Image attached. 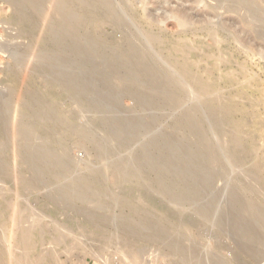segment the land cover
<instances>
[{"label":"bare ground","instance_id":"obj_1","mask_svg":"<svg viewBox=\"0 0 264 264\" xmlns=\"http://www.w3.org/2000/svg\"><path fill=\"white\" fill-rule=\"evenodd\" d=\"M0 1L4 2L6 4H10V5H14L15 2L17 4V5L15 4V6L13 8L14 15L12 16V18L3 22L4 24L6 23V25L9 28L14 29L15 27H17L15 25H17L19 23L23 24L24 22H28V25L26 27H24V28L22 27V29L20 28L19 32H16L15 34H12V33H11V35L9 34V37H8V43L9 44H13V43L16 44L15 42H19V41L21 42L20 43L21 44V50H19L20 52L19 51L17 52L16 49L15 50L17 53L13 52L14 55L16 54V57H15L16 59L22 58V59L26 60L28 54H30L32 52L44 53V54L54 56L55 58L60 60V62L62 63V65L65 68V71L63 73L64 74L66 73L65 76H68V80H69L68 85H67L68 80H67V78H65L64 75H63L64 78L67 80L66 84H65V79L63 77H62L63 79L61 80L65 84V86L66 85H67V87L69 86L68 88L72 89L73 91H75L79 94H82V95L84 94L83 97L87 98L86 104H89L90 106H92L93 109L99 108V107H104V108H107L108 111L109 110H111V111L112 110H115V111L118 110L119 113L121 114L122 119H120L118 116L119 120H117V119L116 120H114V119L108 120L107 121L108 123L105 126L103 125V123L101 124L98 121L93 120L94 122H92L89 119L91 117L88 118L91 121V122H89L90 125L87 124L88 126L86 127L85 126L86 124L85 125L83 124L85 122H82V124L85 127L83 125H82L83 128H82V126L79 127V128H81V129H78L80 131H78L76 129L77 126H79V125H76L75 129L78 131V133H80L83 136L84 139H88V138L91 139V137L94 138V136H98L97 134H99V133L104 134V136L102 134H100L103 136V139L100 140V142H99L100 144L98 143L99 144L98 149L101 150V152H102L100 159L103 163L104 162L105 163L103 164L101 162L103 167L101 168V166H100V169L94 170L92 168L93 171L88 172L89 175L84 174V175H87V177H85V178L83 177V174L81 176V177H83L82 179L77 180V177H76V181H74L72 186H70L73 190V193L72 194L67 193L68 195L65 196L66 199L62 198L63 199L62 203H63L64 208L66 207L67 208L66 210H70L72 208L71 207L72 204L74 202H78V203H81L84 205H88L87 208L93 207L95 209H105L106 212L108 213L106 215L107 216L106 218L109 222H106L102 218L103 219V220L101 219L103 221L102 223L106 222V224L107 223L110 224V222L112 221L115 224V223H119L118 219H116V217L114 215H112L113 214L112 211L114 212V210H115L114 209L115 205H116L115 203H119L118 201H120V203H121V201H122V204L125 203L128 205H133V207H134V213L133 214L135 216L141 215L142 218H140L138 216L140 219H138V220L135 219L134 222H132L133 224L130 223V224H132L131 227L126 225V227H129V228H126L125 226L122 225L123 226L122 228H124L125 230H128V232H129L128 235L130 234L131 236L136 237V238L140 237V238H138L140 240H141V237H144V236L159 239L160 241L163 242L162 245L164 246V248L166 250V255H168V257H171L170 259H175L177 264H185L184 261L188 262L189 258L187 259L185 257V255L187 256L188 254H185V252H186V248L189 249V246H190V244H188V241H186L189 238L188 237L189 233L187 234V232L184 231L185 229L183 228L184 227L183 225H184V223H186V219L188 218V213L186 211H183V209H184L183 203L184 202L182 200H177V199L175 201V199L173 198L174 195L172 196L170 194V192L177 194L178 192H180V190L182 191V189H183V191H186L184 189H189L191 194L193 193V194L197 195L199 198H203L204 196L207 195V199H208V196L209 197L213 196V190H215L214 187L220 186L221 180L224 177V172L226 170L231 171V168L236 169V167H238V168L243 167L246 164L247 160L251 159L250 157L251 156L253 157V155H252L251 151L245 152V150H247V149H245V146H244L245 137L243 135L244 134L243 127L238 126V125L232 127V126H230L231 124H229L230 120H228V119L227 120H225V119L221 120L218 118V113L221 112L222 110H225L226 108L229 110H233L234 105L237 104L236 101H235V104L233 106H232V104L223 105V103H222L223 96L221 94H219L218 92L215 93V91L213 93L215 95L218 94L219 97H213V96L210 98L203 97L206 94H210V92H212L211 91L212 88L209 90L207 89L205 91L201 88L202 91H204L203 92L204 95L200 94L201 92L200 93L198 92L199 89H198V91H197V89H195V85L200 84L199 81L201 80V79L199 80V77L196 73V69L197 68L199 69L200 67L197 66V63H192V62L190 63L189 62L191 53L188 50V47H185L184 45H179V44L175 45V44L169 43L170 41L167 42L164 39H162L159 34L154 32V30L153 31H145V29L142 30L143 28L141 29L140 25L137 24L138 22L135 21V16H133L134 11L132 10V6H131L132 4H130V3H134L136 1H139V4L141 3V5H142L140 9L142 11H144V13H147L149 11L148 19L153 16L152 18L154 20L159 19L160 17L165 18V20H167V18H168L167 16L169 14V15H171L170 17H172L173 19L176 20V23L179 26L185 27V26L191 24V22H192L191 20H193L192 15H193L194 11L192 12V15H191L190 11H191V9L195 8V7L190 8V6L188 8L187 4L195 6V4H197L198 2L204 1V0H177L179 2L177 8H172L171 6L169 7V5L167 6V4H169L170 1H172V0H153L151 2L152 6H153L152 9H150L148 7L149 3H146L145 0H126V1H123V0H20L19 3H17V1H19V0H0ZM51 1H53L54 6H53L52 10L47 11V6H49L48 4ZM211 1L209 0V2H211ZM215 1H219V2L221 1L220 3L218 2L219 4H217V5H219L220 8H225V9L228 8L229 10L232 8V6H230L231 3H233V6H235L236 4H241V7L240 6L239 7H240V9H242V11L243 10L245 11L244 12L245 16H252V17L256 18L257 21L260 22L261 27L258 28L256 26L258 28V30L257 29H256L257 31L255 30V32H257V35L260 37L264 36V27L262 26L264 24L263 23L264 22V20H263L264 14L262 15V12L260 11L261 9L259 10L258 7H256L255 0H215ZM206 3H207V0H206ZM212 3H214V1ZM207 8L208 7H206V9ZM159 9L162 10V14H160V15H157V13L155 14V12L158 11ZM229 10H227V11H229ZM230 11H229V13H230ZM218 12H221V11H218ZM225 12H226V10H225ZM236 12H237V10H236ZM196 13H197V9H196ZM202 13H203V11H202ZM232 13H233V11H232ZM194 14H195V12H194ZM165 15L167 18L165 17ZM213 15L214 14L212 12V16ZM242 16H243V14H242ZM239 17H238V19H240ZM56 18H58V20ZM169 19H171V18H169ZM44 20H46L45 22H48V24L46 23L47 25L45 24V28L43 27L44 28L43 29L42 24H43ZM204 20L205 19L203 17V21ZM245 20H248V19H246V17H245ZM157 21L159 22V20H157ZM249 21L252 22L251 20H249ZM148 22H150V21H148ZM204 22H206V21H204ZM107 23H111L112 24L111 28L114 29L117 33H121V37L123 36L121 40L116 39L112 35H111V37L108 35L109 36L108 37L107 34H105V32H103L102 28L104 26H106ZM245 24H247V23H245ZM257 25H258V22H257ZM18 28L17 29L15 28V29L18 30ZM231 29H232V27H231ZM190 30L192 31V27ZM78 32H81L83 34V36H79L77 34ZM215 32L217 33V31H215ZM228 34H230V33H228ZM206 35H205V37H206ZM182 36H180V37H182ZM36 38H37V41L39 38V42H38V47L36 49H34L36 46L33 48L32 46H30L32 44L29 45L26 42L28 40L30 41V40L36 39ZM218 40L219 39H217V42H218ZM200 43H202V42H200ZM0 44H3V43L1 42ZM10 48H12V47H10ZM129 48H132L131 52H130ZM196 48H199V47L196 46ZM8 51L10 52V49ZM198 51H200V50H198ZM88 52H91V54H93V58H96V59H93L92 56L89 55L90 53L88 54ZM207 53H208V51H207ZM216 53H217V51H216ZM209 55H213V54H209ZM221 59L222 58H220L219 61H221ZM135 63L137 64L136 67L134 65ZM198 63H199V60H198ZM96 74H98L99 77H97ZM59 76H62V75H59ZM105 76L109 77V79L104 80ZM107 77H106V79H107ZM53 78H54V80L56 79L55 76ZM53 78H52V80H53ZM58 79L59 78L57 77V80ZM54 80H53V82H54ZM46 81L48 83L49 80L47 79V80H45V82ZM50 81H51V78H50ZM50 81H49V83H50ZM59 81H60V79H59ZM70 81H71V83H70ZM51 83H52V81H51ZM52 84H54V83H52ZM49 86L51 87V84ZM201 86H202V83H201ZM8 87L9 86H5V89H6L5 97H4V95L2 97L3 99H6V100L4 101L1 98L2 99L1 102L4 105V111H0V178H2V179H0V185L1 184L4 185V186H0V264H7L6 257L9 259L8 264H31L32 262L33 263L38 262L40 260L39 257H38V261H36L37 258H35V260H31V259L26 260V258L29 257V254H32L33 252H35L37 250V248H38L37 242L38 241H36V239L39 236L38 234L41 235L44 232V230L46 231V229H44V223H43V226H41L42 224L40 225L39 224L40 222L37 219H36L37 221L32 220L33 222L31 221L29 223V225L26 222L28 225V226H26L25 220L22 217H20V218L17 217V220L16 221L14 220L17 224V227L14 225L16 228L14 230H12V229L9 230V228H8L9 227L8 226V218H9L8 217V213H9L8 209L11 207L13 200H12V196L8 195V184L12 185L13 181L16 178L15 177L10 178V176H8V170H10V167H8V166L10 164H15V165L17 164L18 166L21 167L24 165L25 159H27V161L30 163L29 166L34 167L37 171L34 173H31L30 179H24L22 177V178H19L20 180L19 179H16V180L21 182V187L19 188L20 191L24 192V191L30 190V192H32L31 190H36L38 188L43 187L45 185L44 183L47 184V182L49 180L45 181L44 177L46 175H49V178H52L53 181L56 179V178L52 177L53 175L51 174V173H54L53 170H55L54 169L55 165L62 164L66 168L65 170H67V172L65 171V173H71L72 170L75 172L78 169L76 167L77 169L74 170L75 166H78V164L80 162H78V164L76 165V163H74V161L71 159V157L69 155V148L67 146L68 140L64 141V139L69 136L68 133L64 132L65 131L64 127L67 126V124L64 126V122H63L64 119L61 122H59L57 120V118L59 117L58 113H57L58 111H55L54 109H47L49 107L46 108L45 105L40 103L41 101L38 102L35 100L34 101L32 100L33 102L29 103L27 105H20L17 100L18 99L22 100V98H23L22 93L21 94H19L18 92L13 93L14 91L12 93H10L9 92L10 89H8ZM58 87L63 88L62 84L60 86L54 84L50 90H52V89L57 90ZM206 87L204 85V88H206ZM129 88L131 89V91L134 90L133 92L137 91L141 95H143V98L141 97L142 100L136 99V101H137L136 106L139 107L140 110L141 109L144 110L145 114L150 115V118L153 120L154 125L158 124L162 120V118L157 117L158 114H157V116L153 115L152 112L155 111V109L157 110V108H160L161 111L164 110L163 112H165V111L166 112L167 111L172 112V110L180 109L178 107H180V105L182 106V104H184L188 108L187 111H185V112L181 111L182 113H180L179 120H177V118H174L176 120L174 122V126L172 127L171 132L162 131L160 133L159 137H157L156 142L148 141L144 146L141 147V149H139L135 152H132V150H131L132 149L131 144H132L133 138H136L138 136L141 137V135L144 133H149L152 129V124H148L146 122V120L141 119V118L133 115V112H136V111L131 110V112H130L131 117H129L127 115V113H125V111H123V109H124V108L122 109L123 104L121 107L122 100L127 98L128 99L127 101H129L128 95H129V97L131 95H133V94L127 93L128 90L126 91V89H129ZM29 89H30V87H29ZM36 89H37V87H36ZM30 90H32V89H30ZM39 91L40 90H38L37 92H39ZM62 91L63 90H61V92ZM65 91H68V89H66ZM95 91H98V93L94 97H92V95H89V93L90 94L95 93ZM218 91H219V89H218ZM28 92H29V90H28ZM35 92H36V90H35ZM43 92L45 93V90H43ZM70 93H72L71 90H70ZM70 93H68V94H70ZM32 94H34V92ZM58 94H60V91L58 92ZM87 94L89 95V97ZM40 95H41V93H40ZM65 95H67V94H65ZM220 95L222 96V98L220 97ZM29 96H31V95H29ZM52 96H54V95H52ZM73 96H75V95H73ZM134 96L135 95H133V97ZM33 97H31V98L33 99ZM75 97L74 98L69 97V98H72L73 100L69 99L67 101H70V102H67V103L70 104L71 106L72 105L75 106V104L77 103V100H81L79 98H77V100H76ZM240 97H242V96H240ZM41 100L43 102V99H41ZM55 100L56 99H54V101ZM133 100H134V98H133ZM229 100H230V98H229ZM115 101L120 102V104H119L120 108L117 107V105H115L116 104ZM232 101H234V100H232ZM132 102L134 103L135 100ZM57 103H60V102H57ZM134 104H133V106H134ZM50 105H51V102H50ZM50 105H48V106H50ZM53 105H51V106H53ZM78 105H80V104L78 103ZM89 105H88V107H89ZM184 105H183V107L185 108ZM56 106L59 107V105H56ZM80 106H77V108L79 107L78 109H80ZM82 106H84V103ZM84 109L85 108L83 107L82 111H84ZM61 110H62V107H61ZM100 110H102V108L99 109V112H100ZM74 111H76V110H74ZM79 111L81 112V110H79ZM94 111H96V110H94ZM80 112H79V117H81ZM146 112H148V113H146ZM159 112H160V110H159ZM66 113H68V112H66ZM96 113H93V114L95 115ZM139 113H141V112L139 111ZM71 114H73V113H71ZM81 114H83L82 116H84V113H81ZM105 114H103V115H105ZM134 114H136V113H134ZM97 115H99V114H97ZM100 115H102V114L100 113ZM107 115H108V112H107ZM140 115H142V113ZM169 115H170V112H169ZM200 115H204L205 121L203 119H201L203 121L200 120V117H199ZM62 116H64V115H62ZM109 116H110V113H109ZM70 117H69V119H70ZM74 117H77V120H78V115H75ZM93 117H95V116H93ZM105 117H107V116H105ZM111 117H112V115H111ZM176 117H179V116H176ZM145 119H146V117H145ZM86 120H87V118H86ZM165 120H167V119H165ZM80 121H82V120H80ZM100 121H101V119H100ZM67 122H68V120H67ZM71 123L74 124V121ZM79 123L80 122H78V124ZM68 125L71 126L70 123H68ZM60 128H63L64 131L62 130L63 132L62 131L60 132V130H61ZM70 131H71V129H70ZM72 132H74L73 129L70 133L72 134ZM10 134H12V139H11V142L13 143L12 146L10 145L11 143L9 144L10 145L9 146L8 144L5 143L6 141H4V140L8 139V137L9 138L11 137ZM62 134L64 136H62ZM70 137H72V136H70ZM77 137H79V136L77 135ZM94 139H96V138H94ZM79 141H82V140L79 139ZM97 141H99V140H97ZM134 141H136V140H134ZM64 142H66L67 145ZM92 142L94 143V140ZM93 145H95V144H93ZM58 147H60V148H58ZM96 147H97V145H96ZM158 147L161 148L159 150L160 151V157H157L158 155L153 157L154 155H151V154H153L152 150L154 148L158 149ZM93 149H95V148H93ZM178 153H180L181 156H178ZM139 156H141L147 160V162H145V159H144V162H145L144 166L141 165L142 163L139 164L141 166L138 165V163H139L138 157ZM166 157H168V160L165 159ZM182 161H185L186 164L182 165L181 164ZM133 163H134V165H136L135 168H132L130 166ZM87 164H89V166H90L91 162L86 163V161H85V164H84V166L82 165L83 166L82 168H84V167L86 168L87 166H85V165H87ZM24 166H26V165H24ZM91 167H92V165H91ZM59 168H58V171H59ZM72 168H74V169H72ZM147 168L150 169L151 171H153L154 173H159L160 178L157 177L158 179H155V178L151 179V177L147 174L142 175V172L144 171V169L147 170ZM88 169H90V168H88ZM262 170H263V166L260 163H256V165L253 167V169H251L249 171L245 170L246 172L243 170L244 171L243 173L240 171L241 174H243V176H244V177L241 176L243 178L238 177V176H237L238 178L236 176L235 177L237 178V181L239 179L238 182H240V185L243 186V187L241 186L243 189L244 188L249 189V188L254 187L255 182L258 183V185L260 183L264 182V175H263ZM20 171H21V169H20ZM27 171H28V167H27ZM73 171H72V173H74ZM55 172L57 173V171H55ZM232 172L233 171H231V173ZM65 173H63V174H65ZM84 173H86L85 170H84ZM65 175L67 176L68 174H65ZM70 175H72V174H70ZM117 175H121L122 178H120L119 180L117 179L118 181H116V183H115L116 186H114V185L113 186H105V184L100 182V181H99L100 183L98 186H94L95 182L94 183L92 182L94 185L91 186V185H88V183L91 184V182H89V181L86 182L89 179V177H92V180H93V177H96L99 180V179H104V178H107L110 176L116 177ZM139 175H142L140 177V179L145 181L147 186L142 185V189H139L136 191H129V193H127V192L123 193L124 192L123 184H125V183L130 184L133 180L132 178L133 177L136 178V176H139ZM74 176H73V178H74ZM77 176L80 177L79 175H77ZM230 176H228V177H230ZM8 177H9V179H8ZM49 178H47V179H49ZM67 178H68V176H67ZM69 178H72V177H69ZM5 179H6V181H5ZM231 180H233V179H231ZM62 181H64V180H62ZM65 181H66V179H65ZM67 181H68V179H67ZM228 181L229 180H227V182ZM174 182H179L182 184V186L180 185L181 186L180 187L179 185H175ZM223 182H225V181H223ZM250 182L251 183L254 182V185L250 186L251 185ZM67 183H69V182H67ZM18 184L20 185L19 182H18ZM50 184H51V181H50ZM235 184L237 185V183H235ZM69 185H71V184H69ZM236 185H234V186H236ZM238 185H239V183H238ZM258 185L255 188H257ZM138 186H140V185H138ZM234 186H233V188H234ZM17 187H19V186H17ZM229 187H231V186H229ZM43 188H41V189H43ZM60 188H62V187H60ZM63 188H66V187H63ZM262 188H263V186H262ZM218 190H219V188H217V192H216L217 196L216 197H218V194H219ZM260 190H261V188L259 189V191ZM17 191H18V189H17ZM233 191H234V189H233ZM236 191H238V190H235V192ZM259 191H258V193H259ZM33 192H35V191H33ZM53 192H54V190H53ZM163 192H164V194H163ZM165 192H169V195L172 196V198L174 200L172 199L173 201H171V199H170V201L168 202L167 197H166L167 193L165 195ZM51 193H52V191H51ZM236 193H238V192H236ZM236 193L235 194H234V192L229 193L228 197H230V202H228V203H230L229 204L230 208L225 207V208H223L222 211L219 208V211H218L219 214L215 212L216 215L214 216L212 214L208 215L206 213L207 210H211L213 207L216 206V204L213 203L214 202L213 199L210 198L211 202L210 201L208 202L209 204L207 205V208H206L207 210L201 212L199 215L198 214L191 215L190 217L192 219H196V221L194 222V227L200 228V229H201V227L204 229L203 226L208 227V225L212 222V220H213V222L215 220L216 221L215 223L218 225L213 223V225L210 226L211 230L215 228L218 231L222 228L223 231L225 229H227L226 231H228L229 230L228 227L232 226L231 229L234 228L235 231H233L231 229L230 230L233 232L237 231L239 234L238 235L239 237L237 239L238 248L241 251L246 250L245 252L247 254L251 255L252 257L253 256L256 257V259H255L256 262H260V261L263 262L261 260L262 255L258 251H255L249 245V243L246 242L248 239L246 241H245V239L246 238L251 239L252 233H253V232H251V230H253V228H255V227H257V229L260 231V233L262 235H264V210H260V209L255 208L256 202L254 204V202H251L252 200L250 201L251 202L250 204H248V205L244 204L243 206L240 205V207H239L237 205L238 199L240 197H242L243 195H246V194L241 193L243 195L240 194V196H239V194L237 195ZM53 196H54V194H53ZM53 196H52V198H53ZM214 196H215V193H214ZM138 197L141 198V201H142V199H144V201H142V203L138 204L136 202V199ZM257 197H256V199H257ZM199 198H197L198 201H200ZM244 198H245V196H244ZM64 199H65V201H64ZM61 200H60V203H61ZM137 200H139V199H137ZM185 200H186V198H185ZM214 200L216 201V199H214ZM201 202H203V201H201ZM204 202H205V200H204ZM160 203L166 209V212H167L166 218L175 220V222L174 221L173 222L176 224V225L173 224L175 226V227H173L175 229V231L174 230L170 231L168 229L169 231L168 232L166 231L167 233H165V234L163 231L162 235H164V236H161V233H159V232H162V231H160V228L163 225L160 227V224L158 222L159 218L156 219V215L159 212L157 206ZM216 203H217V201H216ZM58 204H59V201H58ZM58 204H57V206L60 205V204L59 205ZM74 206H75V204H74ZM76 206H78V205H76ZM116 206H118V205H116ZM189 206L190 205H187L186 207H189ZM12 208H11V210H12ZM60 208H61V206H60ZM64 208H63V211H64ZM80 208H81V206H80ZM80 208H79V210H80ZM122 208H124V207L122 206L120 209H122ZM20 209H22V208H20ZM95 209H94V211H95ZM216 209H218V208H216ZM227 209H231V210H229L231 213L228 212ZM11 210H10V212H11ZM75 211H77V209H75L73 212H75ZM94 211H90V212H88V214L86 211H82V212H85V213H83L84 215L86 214L89 216H93L92 218H94V215L96 212V211L95 212ZM190 211H192V210H190ZM21 212L23 213V211H21ZM24 212H25V210H24ZM77 212H76V215H78ZM82 212L79 211V213H81L80 214L81 216L83 215ZM101 212L99 211V214ZM166 212H163V213H166ZM213 212H214V210H213ZM18 213H19V211H18ZM22 213H20V214H22ZM246 213L250 214V216L254 220L253 221L254 223L251 222V224H254L253 225L254 227L248 228L246 226H243V224H242L243 219L242 218H244L245 216L243 217L242 215H244ZM20 214H18V215L20 216ZM31 214H32V212H31ZM33 214H35V213H33ZM114 214H115V212H114ZM118 214H116V215L118 216ZM122 214H123V211H122ZM103 215H104V212H103ZM123 215H121V216H123ZM134 215L129 216V219H130V217L134 218ZM150 215H153L152 217H155L157 222ZM126 216H128V214ZM34 217H36V216H34ZM86 217L87 216H85V218ZM95 217H97V215ZM123 217H125V216H123ZM27 218H29V217H27ZM92 218H90V219L92 220ZM31 219H33L32 215H31ZM119 219H122V218H119ZM129 219H127V220H129ZM160 219H162V217ZM34 220H35V218H34ZM227 220L229 223L227 224V227H226V223H227L226 221ZM26 221H28V220L26 219ZM29 221H30V218H29ZM221 221L224 222L222 224H225L224 228L219 227ZM88 222H90V220ZM161 222H163V221H161ZM48 223H50V222H48ZM52 223H55V222H52ZM125 223L128 224L129 222L127 223V221H126ZM171 223H170V225H171ZM56 224H58V223L56 222ZM248 224H250V223H248ZM173 225H171V227H170L171 229H172ZM47 226H48V224H47ZM57 226H59V225H57ZM57 226H55V227H57ZM81 226L83 227V225H81ZM48 227H46V228H48ZM57 228H59V227H57ZM186 228H188V227L186 226ZM207 229H209V227ZM52 230H54V229H52ZM194 230L195 229H193V231ZM222 230H220V233ZM57 231H55V232H57ZM69 231L67 233H69ZM212 231L215 232L216 230L215 231L212 230ZM60 232H62V231H60ZM70 232H73V231H70ZM189 232H190V230H189ZM199 232H201V230ZM209 232L205 233V234H209ZM45 233H43V234H45ZM51 233L49 231V234H51ZM194 233H196V232H194ZM224 233H225V231H224ZM201 234H204V233L202 232ZM217 234H218V232H217ZM218 235H220V234H218ZM60 236L61 235H59V238H60ZM43 237H44V235H43ZM72 237L73 236H71V238ZM102 237L104 238V236H102ZM105 237H106L105 241H112L114 239V237L110 236V235L109 236L105 235ZM200 237H201V235H200ZM213 237H215V236H213ZM10 238L12 240V244L10 242L9 244L11 246L10 245L8 246V239H10ZM44 238H42V239L44 240ZM98 238H100V236ZM136 238H135V240H136ZM258 238L256 240H258ZM80 239L78 241H80ZM250 239H249V241H250ZM143 240H144V238H143ZM152 240H150V241L152 243H154L155 241L153 240L154 241L153 242ZM147 241H149V240L147 239ZM251 241H252V239H251ZM252 242H254V241H252ZM44 243H46V242H44ZM141 243H139V244L141 245ZM189 243H190V241H189ZM203 243H204V241H203ZM64 244H65V242H64ZM82 244L85 247V244L84 243H82ZM129 244L130 243H128L127 245L130 246ZM157 244H158V242H157ZM160 244H158V245H160ZM195 244H193V245H195ZM255 244H257V243H255ZM260 244H261V242H260ZM124 245L126 246V244L121 243V247L119 248L120 253H121V255L124 256V258H125V256L130 255V257L133 258L137 264H150V262L146 263L144 261L145 258H143L142 255L145 254L144 253L145 251L141 249L142 247L141 248L139 247L140 249H137L135 247V249H134L133 248L134 246L131 245L132 248H130L131 247L130 246L127 249H125ZM202 245L201 246L199 245L201 247V248H199L200 250L203 249ZM50 246H52V245H50ZM204 246H205V244H204ZM216 246H220V245H216ZM78 247H80V246H78ZM84 247H82V248L84 249ZM207 247H209V246L206 245V248ZM159 248H160V246H159ZM191 248L190 249L192 251V255H193V253L196 255L199 254L200 250L198 249V247L195 248L192 246ZM256 248H258V247H256ZM41 249H42V247H41ZM211 249H214V246ZM226 249L227 248H225V250ZM84 250H85V254L87 253L93 259L95 258L97 262H99V263L102 262V264H112L111 261L108 260V258H105L104 255H101L102 252H99V248L97 249L94 246V247L87 249L85 247ZM100 251H102V250L100 249ZM147 251L148 250H146V252ZM46 252L49 253L48 248L46 249ZM216 252H218V250ZM221 252H223V250ZM202 254L204 256L202 257L200 255L202 258V261L199 264H229L223 259V257H221L219 255L218 256L214 255L208 251L206 252V250H205V253H202ZM219 254H220V252H219ZM41 255H45V254L42 253ZM192 255H190V256H192ZM221 255H224V254H221ZM12 256H13V258L15 256V258L13 260L10 259V258H12ZM128 257H126L127 260H128ZM184 257H185V260H184ZM192 257H194V256H192ZM235 257L238 259V255H236ZM147 258L148 257H146V261H148ZM198 259H199V257H198ZM225 259H227V258L225 257ZM10 260H12V261H10ZM195 260H196V258H195ZM55 261H56V258H55ZM125 261H126V259H125ZM191 261H193V260H191ZM235 262H237L236 259H235ZM136 263L132 262L130 264H136ZM192 264H194V263H192Z\"/></svg>","mask_w":264,"mask_h":264},{"label":"rangeland","instance_id":"obj_2","mask_svg":"<svg viewBox=\"0 0 264 264\" xmlns=\"http://www.w3.org/2000/svg\"><path fill=\"white\" fill-rule=\"evenodd\" d=\"M123 1H126V0H123ZM145 1H146V3H149V6L148 7L150 9H152L153 6H152L151 2L153 0H145ZM174 1L175 0L170 1V3L167 4V6L169 5V7L171 6L172 8H177L179 2L177 0L175 2ZM213 1H214V3H212ZM19 2H20V0L17 1V3H19ZM204 2L206 3V0L201 1V2H198L197 4H195V6L194 5L192 6L190 4H187L188 5L187 6L188 8H189V6H190V8H192V7L194 8L195 7L194 9H191V11L189 10L191 12V15H192V12L193 11L195 12V14L193 12L192 17H193V20L194 21L191 20L193 23L191 22V24H189L190 26L187 25L185 27L179 26L176 23V20L173 19L172 17H170L171 15H169V14L167 16L168 18L165 15V17L167 18V20H165V18H161V17L159 19H155L154 20L152 18L153 16L148 19V13H149V11L147 13H144V11H142L140 9L142 5H141V3L139 4V1H136L134 3H130V4H132L131 5L132 6V10L134 11L133 12V16H135V21L138 22V23L137 22L136 23L138 25H140V28L141 29L143 28L142 30H144V29H145V31H153L154 30V32L157 33V34H159L160 37L162 39H164L165 41H167V42L170 41L169 43H172V44H175V45H178L179 44V45H184L185 47H188V50L191 53L189 62L190 63L191 62L192 63H197V66L200 67L199 69L198 68L196 69V73H197V75L199 77V80L200 79L201 80L199 81L200 84L195 85V89H197V91L199 89L198 92L199 93L201 92L200 94L204 95L203 92L205 90H207V89L209 90V89L212 88L211 89L212 92H210V94L204 95L203 97H205V98H210L212 96L213 97H219L218 94L215 95L213 93L215 91V93L218 92L219 94H221L223 96V98H222V96L220 95V97L222 98L223 105H230V104H232V106H233L235 104V101H236L237 104L234 105L233 110H229L227 108L225 110H222L221 112L218 113V118L221 119V120H224V119L225 120H227V119L230 120V123L229 124H231L230 126H232V127L233 126H236V125L243 127V132H244L243 135L245 137L244 146H245V149H247V150H245V152L251 151V153L253 155V157L252 156L250 157L251 159L247 160L246 164L243 167H239V168L236 167V169L235 168H231V171H233L232 173H231L230 170H226L225 171L226 173L224 172V177H223L224 179L222 178V180H221V184L222 185L220 184V186L214 187L215 190H213V196L212 197H209L208 196V199H207V195L204 196L203 198H199L197 195H195L193 193H192L193 194L192 195L189 189H184L186 191H183V189H182V191L180 190V192H178L177 194L170 192V194L172 196L174 195L173 198L175 199V201L177 199V200H182L184 202L183 203L184 204L183 205V208H184L183 211H186L188 213V218L186 219V223H184V225H183L184 227L183 228L185 229L184 231H186L187 234L189 233V235H188L189 238L186 241H188V244H190V246H189V249L186 248V252H185V254H188L187 256L185 255V257L187 259L189 258L188 259L189 261L188 260H187L188 262L184 261V263L185 264L186 263L187 264H192V263L199 264L202 261L201 256L202 257L204 256L202 253H205V250H206V252L208 251V252H210V253H212L214 255H217V256L219 255V256L223 257V259L227 263H229V264H231V263L232 264H264V240H263L264 239V235H262L260 233V231L257 229V227H255V228H253V230H251V232H253L251 239L254 242H252L250 238H246L245 241L248 239L246 242L249 243V245L255 251H258L262 255L261 260L263 262H261V261L260 262H256V260H255L256 257H254V256L252 257L251 255H249V254H247L245 252L246 250L245 251L244 250L241 251L238 248V246H237V239L239 237L238 236L239 234H238L237 231L236 232H233L235 230H234V228L231 229L232 226L230 227L228 225L230 228L228 227V229H229L228 231H226L227 229H225L224 230L225 233H224V231L222 230L221 227L224 228L225 227V224H222L224 222L221 221L220 222V225H219V227L221 228L220 230H222L221 233H220V230L217 231V229H215V228L212 229L214 231L216 230L215 232H213L210 229V226L213 225V223H215L216 221L214 220V222H213V220H212V222L208 225L209 229L212 231L211 232L209 229H207L208 227H205V226H203L204 229L202 227H201V229L194 227V222L196 221V219H192L190 217L191 215H196V214L199 215L201 212L207 210L206 208H207V205L209 204L208 202L209 201L211 202L210 198L213 199V201H214L213 203H215L216 206L213 207L211 210H207L206 213L208 215H211L212 214V215L215 216L216 213H218L219 208H220L221 211L225 207L226 208H230V205H229L230 203H228V202H230V197H228L230 192H232V193L234 192V194L236 192H238L236 194L237 195L239 194V196H240L241 193L246 194V195L241 194L243 196L238 199L237 205L239 207H240V205L241 206H243L244 204H247L248 205L251 202H254V204H255V202H256L255 208L260 209V210H264V197H263L264 196V182H262L263 184L260 183L259 185L256 182H255V185H254V182L253 183L250 182L251 185L250 184L249 185L250 186L254 185V187L249 188V189L248 188H244L243 189L242 188L243 186L240 185V182H238L239 179L237 181V178L238 177L243 176V174H241V172L243 173L245 170L246 171H249V170L253 169V167L256 165V163H260L263 166L262 172H263V175H264V36L260 37V36L257 35V32H255L256 29L258 30V28L261 27V24H260L259 21H257L256 18H254L252 16H245V13H244L245 11L244 10L242 11V9H240L241 4H236V5L234 4L235 6H233V3H231L232 5L230 4V6H232V8L230 9L231 10L230 11L228 8H226V9L225 8H220L219 5H217L221 1L219 2V1L212 0L211 2H209V0H207V3L206 4ZM255 3H256V7H258L259 10L261 9L260 11L262 12V15H263L264 14V11H263L264 10V0H255ZM15 4H16V2H15ZM15 4L14 5H10V4H6V3L0 1V43L1 42L3 43V44H0L1 45L0 46V105H1L0 106V111H4V105L2 104L1 101L3 99L2 98L3 95L5 97V92H6L5 86H9L8 89H10L9 90L10 93H12L13 91H14L13 93H17V92L19 94L22 93V96H23L22 100L21 99H18L17 100L20 105H27L29 103H32L35 100V101H38V102L41 101L40 103H42L43 105H45L46 108L49 107L47 109H54L55 111H58L57 113H58V116L59 117L57 118V120L59 122H61L64 119L63 120L64 126L67 124V126L69 127L68 128L67 126H65L64 127V130L65 131L63 130V128H60L61 129L60 132L63 130L64 132H66V133L69 134V136H68L69 138L66 137L64 139V141H67L68 140L67 141L68 142V145H67L66 142H64V143H66V145L69 148V155H70L71 159L74 161V163H76V165L78 164V162H80L78 164V166H75L74 165L75 166V169L72 168L74 170H76L78 168L79 170L77 169L74 172L71 169L74 173H72V171H71V173H65V171L67 172V170H65L66 168L62 164L55 165V168H54L55 170H53L54 173H51L53 175L52 177L56 178L54 180L55 182L52 180V178H49V175H46L44 177V179H45V181H48V180L49 181L47 182V184L44 183L45 184L44 185L45 187L44 186H43L44 188L41 187L43 189L38 188L36 190H31L32 192H30V190H27V191H24V192L20 191L19 188L21 187V182L16 180V179H19V178H22V177L24 179H30L31 173H34V172L37 171L34 167L29 166L30 163L27 161V159H25V163H24V165H26V166L23 165V166L20 167L17 164L16 165L15 164H10L8 166V167H10V170H8V176H10V178H12V177H15L16 178L13 181V184L12 185L11 184H8V195L9 196H12V200H13V201L11 200L12 201V204H11V207L8 209V212H9L8 213V217H9L8 218V226H9L8 228H9V230L10 229L14 230L17 227V224L15 222L17 220V217H19V218L22 217L25 220V223L27 222L28 225H29V223L32 220L33 221H37L38 220L40 222L39 224L40 225L42 224L41 226H43V223H44V229H46V231H47L46 232L44 230L43 233L46 232L45 234H43V233L41 235L38 234L39 236L36 239V241H38L37 242V247L38 248L32 254H29V257L26 258V260L27 259L35 260V258H37L36 261H38V257H39L40 260L38 262H34V263L32 262L31 264H102V262L101 263L97 262L95 258L93 259L87 253L85 254V250H84L85 247L87 249H89V248L95 246V248H97V249L99 248V252H102L101 255H104L105 258H108V260H110L112 264H117V263L118 264L119 263L120 264H124V263L125 264H130L132 262H135L136 263V261L133 258H131L130 255H128L130 258L128 256H125V258H124V256L121 255L119 248L121 247V243H122V244H126V246L124 245L125 246L124 247L125 249H127L131 245L134 246L133 247L134 249H135V247L137 249H140L142 247L141 249L145 251L144 252L145 254L142 255V256H143V258H145L144 261L146 263L147 262H150V264H177L176 261H175V259H170L171 257H168V255H166V250H165L164 246L162 245L163 242L160 241L159 239H155V238H152V237L144 236V237H141V240H140V239H138L140 237L136 238V237L131 236L130 234L128 235V233H129L128 230H125L124 228H122L123 226L126 227V225L131 227V225L133 224L132 222H134L135 219L138 220V219L142 218L141 215L140 216L138 215L140 217L139 218L138 216H135L133 214L134 213V207H133V205H128V204H125V203L122 204V201H121V203H120V201H118L119 203H115L118 206L115 205V208H114L115 210L113 209L114 212H115V214L112 211V213H113L112 215H114L116 217V219H118V222H119V223H115V224L112 221L110 222V224L109 223L106 224V222H109V221L106 218L107 217L106 215L108 213L106 212L105 209H95V208L89 206L91 208L90 209V208H87L88 205H84V204H81V203H78V202H74L72 204V206H71L72 208L70 210H66L67 209L66 207L64 208L63 203H62L63 202V199L62 198H65V196H67L68 194H70V193L72 194L73 193V190H72V188L70 186H72V184L74 183V181H76V177H77V180L82 179L83 177L85 178V177H87V175H89L88 172L93 171V169L94 170L100 169V166H101V168L103 167V165L101 164L102 161L100 159V157L102 155V152H101V150L98 149V147H99V144H100L99 142H100V140L103 139L104 134H102V133L97 134L98 136H94V138H96V139H94L93 137H91L92 140L90 138L84 139L83 136L80 133H78V131H80L78 129H81L79 127H81L83 124L84 125L86 124L85 126L87 127L88 125H90L89 122H91V121L92 122L98 121L101 124L103 123V125L105 126V125H107V123H108L107 121L108 120H113V119L114 120H116V119L119 120V118L120 119H122V118H121V114L119 113L118 110H116V111L115 110H112L113 111L112 112L111 110L108 111V109L107 108H104V107H99V108L93 109L92 106H90L89 104H86L87 98L83 97L84 94L83 95L82 94H79V93L73 91L72 89L68 88L69 87V86L67 87V85L69 84L68 76H65L66 73L65 74L63 73L65 71V68L62 65V63L60 62V60L57 59V58H55L54 56L48 55V54H44V53H34V52H32V53L28 54L26 60L25 59H22V58H18V59L15 58L16 57V54L14 55L13 52L15 53L16 50H17V52L19 50H21V44H20L21 42L19 41V42H15L16 44H14V43L13 44H9L8 43L9 34L10 35H11V33L12 34H15L16 32H19L20 28L22 29V27L24 28V27H26L28 25V22H24L23 24L19 23V24L15 25V26H17V27H15L16 29L19 27L18 30H16L15 28L14 29L13 28H9L6 25V23L5 24L3 23L4 21L9 20L10 18H12V16L14 15L13 8H14ZM53 4H54L53 1H51L48 4L49 6H47V11L52 10V8L54 6ZM206 7H208V8L206 9ZM196 9H197V13H196ZM225 10H226V12H225ZM227 10H229L230 13ZM236 10H237V12H236ZM202 11H203V13H202ZM218 11H221V12H218ZM232 11H233V13H232ZM212 12L214 14L213 15L214 17L212 16ZM156 13H157V15H160V14H162V10L159 9L158 11L155 12V14ZM206 14L207 15L209 14V15L207 16ZM242 14H243V16H242ZM244 16L248 20H245V17ZM203 17L205 19L204 21H206V22L203 21ZM238 17L240 19H238ZM169 18H171V19H169ZM56 19L58 20V18H56ZM157 20H159V22ZM249 20H251L252 22H250ZM263 20H264V15H263ZM45 21L46 20H44V22L42 24V28L43 27L45 28V24L46 23L48 24V22H45ZM148 21H150V22H148ZM257 22H258V25H257ZM245 23H247V24H245ZM262 26L264 27V24ZM111 27H112V24L111 23H107L106 26H104L102 28V30H103V32H105V34H107V36L109 35L111 37V35H112L116 39L121 40L122 37H123V36L121 37V33H117ZM191 27H192V31L190 30ZM231 27H232V29H231ZM215 31H217V33ZM228 33H230V34H228ZM77 34L79 36H83V34L81 32H78ZM205 35H206V37H205ZM180 36H182L183 38L180 37ZM217 39H219L218 42H217ZM30 41L28 40L26 43L29 44V45L32 44L30 46H32L33 48L36 46L34 48V49H36L38 47L39 38H38V41H37V38L36 39H32ZM200 42H202V43H200ZM196 46L199 47V48H196ZM10 47H12V48H10ZM9 49H10V52L8 51ZM131 49L132 48H129L130 52L132 51ZM198 50H200V51H198ZM207 51H208L209 54H213V55H209L207 53ZM216 51H217V53H216ZM88 54L90 56H92V58H93V54H91V52H88ZM220 58H222L221 61H219ZM93 59H96V58H93ZM198 60H199V63H198ZM134 65L136 67L137 64L135 63ZM59 75H62V76H59ZM63 75L68 80V83H67L66 86H65V84H66L67 80L64 78ZM54 76L56 77L55 80L53 78ZM96 76L99 77L98 74H96ZM57 77L60 79V81H59V79L57 80ZM62 77L65 79V84L61 81L63 79ZM106 77L107 76H105L104 80H108L109 79V77H107V79H106ZM50 78H51L52 83H54L55 85H59V86L62 84L63 88L62 87L61 88L58 87L57 90H53V89L50 90L51 87L54 85V84L51 83ZM52 78H53L54 82H53ZM47 79L50 81V83H49V81H48V83H47V81L45 82V80H47ZM70 83H71V81H70ZM201 83H202V86H201ZM50 84H51V87L49 86ZM204 85H205V87L206 86L207 87L204 88ZM29 87L32 90H30ZM36 87H37V89H36ZM201 88L204 91H202ZM66 89H68V91H65ZM218 89H219V91H218ZM28 90H29V92L30 91L31 92L29 93ZM35 90H36V92H35ZM38 90H40V91L37 92ZM43 90H45V93L43 92ZM61 90H63V91L61 92ZM70 90H71L72 93H70ZM59 91H60V94H58ZM126 91H127L128 94L135 95L134 97H133V95H131L134 98V100H135V102H134L135 104L132 102V101H134L133 98L131 96H130L131 97L130 98L129 95H128L129 101H127L128 99L125 98L126 100L123 99L124 101L122 100V102H121V107H122V104H123L122 109L124 108L123 111H125V113H127V115L129 117H131V113H130L131 110L132 111H136V112H133V115H135V116H137V117H139L141 119L146 120V122L148 124H152V129H151V131L149 133H144V134L141 135V137L138 136L136 138H133L132 144L133 143L134 144L133 145L131 144L132 149L130 148L132 150V152H135V151L141 149V147L144 146L148 141L156 142L157 141L156 140L157 137H159V135H160V133L162 131L171 132L172 131V127L174 126V122L176 120L174 118H177V120H179L180 113L185 112L188 109L184 104H182V106L180 105V107H178L180 109L177 108L178 110L175 109V110H172V112L171 111H167L168 113L166 111L163 112L164 110L161 111L160 108H157V110L155 109V111H153L152 113H153V115H156V116L158 114L157 117L162 118V120L158 124L154 125L153 124V120L150 118V115L149 114H145L144 110H142V109L140 110V108L136 106V102H137L136 99H138V100L141 99L142 100L143 95H141L137 91L136 92H133L134 90L131 91L130 88L129 89H126ZM33 92H34V94H32ZM74 92L77 95L78 94L79 95L77 96ZM40 93H41L42 96L40 95ZM68 93H70V94H68ZM97 93H98V91H95V93H91V94L89 93V95H92V97H94ZM51 94L54 95V96H52ZM65 94H67V95H65ZM29 95H31V96H29ZM73 95H75L76 97L73 96ZM89 95H88V97H89ZM68 96L69 97H73V98L75 97L76 100H77V98H79L81 100H77V103L75 104L76 107L73 106V105L71 106L70 104L67 103V102H70V101H67V100H69V99L70 100H73V99L72 98H69ZM240 96H242V97H240ZM31 97H33V99ZM229 98H230V100H229ZM41 99H43V102H42ZM54 99H56L55 100L56 102L54 101ZM3 100L5 101L6 99H3ZM232 100H234V101H232ZM50 102H51V105H53V104L54 105L51 106L50 105ZM57 102H60V103H57ZM78 103L81 106L78 105ZM83 103H84V106H82ZM115 103H116L115 105H117V107L120 108V106H119L120 102L115 101ZM133 104H134V106H133ZM48 105H50V106H48ZM56 105H59V107H57ZM88 105H89V107H88ZM183 105L185 106V108L183 107ZM77 106H80V109H78L79 107L77 108ZM61 107H62V110H61ZM83 107L85 108L84 111H82L83 110ZM100 108H102V110H100V112H99V109ZM158 109L160 110V112H159ZM74 110H76V111L77 110L78 111L81 110V112L79 111L81 117H79V112L78 111L76 112ZM94 110H96V111H94ZM139 111L142 113V115H140L141 113H139ZM66 112H68V113H66ZM107 112H108V115H107ZM169 112H170V115L171 116L169 115ZM71 113H73V114H71ZM81 113H84V116H82L83 114H81ZM93 113H96V114L94 115ZM100 113L102 115H100ZM109 113H110V116H109ZM134 113H136V114H134ZM146 113H148V112H146ZM97 114H99V115H97ZM103 114H105V115H103ZM62 115H64V116H62ZM75 115H78V120H77V117H74ZM111 115H112V117H111ZM204 115H200L199 116L200 117V120L203 119L205 121ZM93 116H95V117H93ZM105 116H107V117H105ZM118 116H119V118H118ZM176 116H179V117H176ZM69 117H70V119H69ZM89 117H91V118H89ZM145 117H146V119H145ZM86 118H87V120H86ZM99 118L101 119V121L102 120L103 121L101 122ZM165 119H167V120H165ZM67 120H68V122H67ZM80 120H82V121H80ZM203 120H201V121H203ZM73 121H74V124L71 123ZM78 122H80V123L78 124ZM82 122H85V123L82 124ZM68 123H70L71 126H69ZM72 125L73 126L75 125V126L73 127ZM76 125H79L76 128L78 131L75 129ZM83 126H82V128H83ZM70 129H71V131H72V129L74 131V132H72V134L70 133L71 132ZM100 134H102L103 136L100 135ZM77 135L80 138L77 137ZM10 136H11L10 138L8 137V139H6L4 141H6L5 143L8 144V145L11 143L10 145L12 146L13 145V143L11 142L12 134H10ZM62 136H64V135L62 134ZM70 136H72V137H70ZM79 139L82 140V141H79ZM93 140H94V143L92 142ZM97 140H99V141H97ZM134 140H136V141H134ZM93 144H95V145H93ZM96 145H97V147H96ZM58 148H60V147H58ZM93 148H95V149H93ZM160 149L161 148H159V147H158V149L157 148H154L152 150V153L153 154H151V155H154L153 157H155L156 155H158L157 157H160V151H159ZM178 156H181V154L178 153ZM138 158H139L138 165L142 163L141 165L144 166L145 165V162H147V160L145 158L141 157V156H139ZM144 159H145V162H144ZM165 159L168 160V157H166ZM85 161H86V163L91 162L90 166H89V164L85 165V166H87L90 169H88L87 167L86 168L84 167L85 169L82 168L84 166V164H85ZM181 164L182 165L183 164L185 165L186 163H185V161H182ZM91 165H92V167H91ZM141 165H139V166H141ZM130 166L132 168H135L136 167V165H134V163L131 164ZM27 167H28V171H27ZM58 168H59V171H58ZM20 169H21V171H20ZM84 170L86 171V173H84ZM55 171H57V173ZM152 172L153 171H151L150 169L147 168V170L144 169V171L142 172V175L147 174V175H149L151 177V179L152 178L153 179L154 178L155 179H158L157 177H159L160 174L159 173H154V172L152 173ZM63 173L68 174L67 175L68 178ZM70 174H72L73 176L75 175L74 178ZM82 174H83V177H81ZM84 174H87V175H84ZM77 175H79L80 177H78ZM142 175L136 176V178L133 177L132 178L133 180H132V182L130 184L129 183L123 184V190H124L123 193H126V192L129 193V191H136V190L142 189V185L143 186H147L146 185V182L140 179V177ZM228 176H230V177H228ZM235 176L236 177L238 176V177L236 178ZM69 177H72L73 179L72 178H69ZM243 177H241V178H243ZM47 178H49V179H47ZM64 178L66 179V181H65ZM120 178H122L121 175H117L116 177L115 176H110V177H107V178H104V179H99V180L96 177H93V180H92V177H89V179L86 182H88V181L91 182V184L88 183V185H91V186H93L94 184H95L94 186H98L100 182L104 183L105 186H113V185L116 186L115 183ZM0 179H2V178H0ZM8 179H9V177H8ZM67 179H68V181H67ZM231 179H233V180H231ZM62 180H64V181H62ZM227 180H229V181L227 182ZM5 181H6V179H5ZM50 181H51V184H50ZM223 181H225V182H223ZM18 182L20 183V185L18 184ZM67 182H69V183H67ZM92 182L93 183L95 182V183L93 184ZM235 183H237V185ZM238 183H239V185H238ZM69 184H71V185H69ZM174 184L175 185H179V186L181 185L182 186V184L179 183V182H174ZM138 185H140V186H138ZM232 185L233 186L236 185V186H234V188H233ZM257 185H258V187L255 188ZM0 186H4V185L1 184ZM17 186H19V187H17ZM59 186L62 187V188L63 187H66V188H63L62 189ZM229 186H231V187H229ZM262 186H263V188H262ZM217 188H219V190H218L219 191L218 197H216L217 196V193H216L217 192ZM260 188H261V190L259 191ZM17 189H18V191H17ZM233 189H234V191H233ZM53 190H54V192H53ZM235 190H238V191L235 192ZM33 191H35V192H33ZM51 191H52V193H51ZM258 191H259V193H258ZM166 193H167V195H166ZM214 193H215V196H214ZM53 194H54V196H53ZM163 194H164V192H163ZM165 195L167 197L168 202L170 201V199H171V201L174 200L172 198V196L169 195V192H165ZM52 196H53V198H52ZM244 196H245L246 199L244 198ZM196 197L199 198L200 201H198V199ZM256 197H257V199H256ZM185 198H186V200H185ZM65 199H64V201H65ZM137 199H139V200H137ZM137 199H136V202L138 204L139 203H142V201H144V199H142V201H141V198H139V197ZM203 199L205 200V202L206 201L207 202L205 203ZM214 199H216L217 203H216V201ZM57 200L59 201V204L60 205L58 204V201ZM60 200H61V203L62 204L60 203ZM201 201H203V202H201ZM57 204L59 206H57ZM74 204H75V206H74ZM76 205H78V206H76ZM79 205L81 206V208H80ZM187 205H190V206L189 207H186ZM60 206H61V208H60ZM120 206L121 207L123 206L124 208L120 209L121 208ZM78 207L80 208V210H79ZM11 208H12V210H11ZM20 208H22V209H20ZM63 208H64V211H63ZM157 208H158V211L159 212L156 215V219L159 218L158 219L159 220L158 222L160 224V227L163 225L160 228V231H162V232H159V233H161V236H164V235H162L163 234V231H164V234L167 233L169 230L170 231H172V230L175 231V229L173 228V227H175L174 225H176L174 223L175 220L166 218L167 217V215H166L167 212H166L165 207L160 203L157 206ZM216 208H218V209H216ZM23 209L25 210V212H24ZM73 209L74 210L77 209L78 212L77 211L73 212L74 211ZM94 209H95L96 212L94 211ZM189 209L192 210L193 212L190 211ZM10 210H11V212H10ZM20 210L23 211V213ZM213 210H214V212H213ZM229 210H231V209H227L228 212H230ZM18 211H19V213H18ZM79 211L80 212L86 211L87 214L90 211H94L95 212V215H94V218L95 219L92 218L93 216H89V215H86V214L84 215L83 213H85V212H82L83 215L81 216L80 215L81 213H79ZM99 211L100 212L102 211V212L99 214ZM122 211H123V214L124 215L122 214ZM31 212H32V214H31ZM76 212H77L78 215H76ZM103 212H104V215H103ZM163 212H166V213H163ZM17 213L18 214L22 213V214H20V216H19ZM33 213H35V214H33ZM116 214H118V216ZM127 214H128V216H126ZM31 215H32V218L33 219H31ZM96 215H97V217H95ZM121 215L125 216L127 219H129V216H133L134 215V218L133 217H130V219L127 220L125 217H123ZM34 216H36V217H34ZM85 216H87V217L85 218ZM150 216L152 217L153 215H150ZM242 216L243 217L245 216L244 218H242L243 219V222H242L243 226H246L248 228L254 227L253 226L254 224H251V222H253L254 220L252 219V217L250 216V214L246 213V214H244ZM27 217L30 218V221H29V218H27ZM89 217L92 218V220ZM118 217L119 218H122V219H119ZM161 217H162V219H160ZM34 218H35V220H34ZM102 218L106 222L102 223L103 222L102 221L103 220ZM152 218L156 221L155 217H152ZM26 219L29 222L26 221ZM93 219L95 221L96 220L97 221L95 222ZM89 220H90V222H88ZM126 221H127V223L129 222L128 223L129 225L125 223ZM161 221H163L164 223L161 222ZM48 222H50V223H48ZM52 222H55V223H52ZM56 222L58 224H56ZM226 222H227L226 223V227H227V224L229 222H228V220ZM27 223L25 224L26 226H28ZM130 223H132V224H130ZM170 223H171V225L174 224L172 226V229L170 228L171 227ZM248 223H250V224H248ZM47 224H48L49 227L47 226ZM54 225L55 226L59 225V226H57L59 228L55 227ZM81 225H83V227ZM216 225H218V224H216ZM186 226L188 228H186ZM46 227H48V228H46ZM126 228H129V227H126ZM52 229H54L55 231L58 230L59 232L62 231L63 233L62 232L59 233L58 231L55 232ZM193 229H195V230L193 231ZM230 229L233 230V231H231ZM69 230L70 231H73V232H70ZM189 230H190V232H189ZM200 230H201V232H199ZM49 231H50V233L51 232L52 233L49 234ZM68 231H69V233H67ZM207 231L209 232V234H205V233H208ZM194 232H196V233H194ZM202 232L204 234H201ZM217 232L220 235H218ZM64 234L66 236L67 235L68 236L66 237ZM229 234L230 235L232 234V235L230 236ZM43 235H44L45 238L43 237ZM59 235H61L60 238H59ZM105 235H107V236H109V235L110 236H113L114 239L112 241H105V238H106ZM200 235H201V237H200ZM71 236H73V237L71 238ZM99 236H100V238H98ZM102 236H104V238ZM213 236H215V237H213ZM42 238H44V240ZM135 238H136V240H135ZM143 238H144L145 241L143 240ZM257 238H258V240H256ZM79 239H80V241H78ZM147 239L149 241H147ZM249 239H250V241H249ZM150 240H152L155 244L152 243ZM189 241H190V243H189ZM203 241H204V243H203ZM10 242L12 244L11 238L8 239V246L10 245L9 244ZM44 242H46V243H44ZM64 242H65V244H64ZM81 242L85 244V247L83 246V244ZM138 242L139 243L142 242L141 245ZM157 242H158V244H160V243L161 244L158 245ZM260 242H261V244H260ZM128 243H130L129 244L130 246L127 245ZM192 243L193 244L196 243V244L193 245ZM255 243H257L259 246L257 244H255ZM204 244H205V246H204ZM50 245H52V246H50ZM199 245L200 246L202 245V248L203 249L200 250L199 248H201V247ZM206 245L209 246L210 248L209 247L206 248ZM216 245H220V246H216ZM78 246H80V247H78ZM81 246L84 247V249ZM159 246H160V248H159ZM192 246L195 247V248L198 247V249L200 250L199 251V254H197L198 256L196 254H194V253L192 255V251H191V249H192L191 247ZM213 246H214V249H211V248H213ZM41 247H42V249H41ZM256 247H258L259 249L256 248ZM47 248H48V252L49 253L46 252V249ZM130 248H132V246ZM225 248H227L226 249L227 251L225 250ZM100 249L102 251H100ZM41 250L42 251L44 250V251L42 252ZM146 250H148V251L146 252ZM217 250H218V252H216ZM222 250H223V252H221ZM219 252H220V254H219ZM40 253L41 254L44 253L45 255H41ZM221 254H224V255H221ZM190 255H192L194 257H192ZM236 255H238V259L239 260L235 257ZM126 257H128V260L129 261L127 260ZM146 257H148L147 258L148 261H146ZM185 257H184V260H185ZM198 257H199V259H198ZM225 257L227 259H225ZM14 258H15V256H14ZM14 258L12 256V258H10V259L13 260ZM55 258H56V261H55ZM195 258H196V260H195ZM125 259H126V261H125ZM190 259L193 260V261H191ZM235 259L237 260V262H235ZM8 260L9 259L6 257L7 264H8ZM12 260H10V261H12Z\"/></svg>","mask_w":264,"mask_h":264}]
</instances>
